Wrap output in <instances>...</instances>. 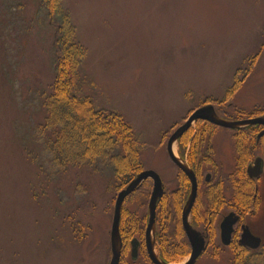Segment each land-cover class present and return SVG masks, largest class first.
Listing matches in <instances>:
<instances>
[{
  "label": "rangeland",
  "instance_id": "374dc122",
  "mask_svg": "<svg viewBox=\"0 0 264 264\" xmlns=\"http://www.w3.org/2000/svg\"><path fill=\"white\" fill-rule=\"evenodd\" d=\"M61 1V9L50 12L45 0H0V264L111 262L116 201L128 185L122 186L113 160L89 155L79 143L71 147L72 137L81 141L75 120L57 121L62 118L49 105L64 80L73 81L79 116L113 121L114 114L129 124L141 170L157 173L168 195L182 186L168 142L195 111L211 105L229 122L264 117V0ZM66 46L84 53L68 74ZM199 122L208 123H194L186 145L175 143V154L215 162L217 171L208 166L203 177L222 183L227 215L235 187L244 197L249 191L235 183L240 129L214 126L205 135ZM249 145L254 159L262 157L260 147ZM257 187V213L246 225L264 244V174ZM150 195L142 187L124 203L121 229L128 234L136 227L132 239L144 232ZM172 202L167 196L162 204L161 232L168 222L174 246ZM130 237L122 264H152L144 252L133 261ZM234 248L216 240L196 264H234Z\"/></svg>",
  "mask_w": 264,
  "mask_h": 264
},
{
  "label": "trees",
  "instance_id": "16d2710c",
  "mask_svg": "<svg viewBox=\"0 0 264 264\" xmlns=\"http://www.w3.org/2000/svg\"><path fill=\"white\" fill-rule=\"evenodd\" d=\"M45 2H46L45 5L47 7V10H49L50 12L52 11V8L56 12H58L59 9H61L60 7L61 2H62L61 0H45ZM75 47L72 48L73 50L72 49L69 50L67 46L64 48L65 54L69 58V62L68 60L67 62L63 60L64 61L63 64L66 65L65 67L66 70L70 68V72H75V67L78 66V64H80V60H82L83 55H84L80 47H76V48ZM73 52L74 54L71 56ZM70 58L73 60L71 61ZM68 63L70 67H68L69 66ZM66 70H63V72L64 71L66 72ZM66 74H68V70ZM67 77L70 78L69 75H64L65 79H68ZM72 83L73 81H69V84H67L66 80H64L63 86L59 87V85H57L56 87L57 91L52 96L51 102L49 103L50 107L55 110L57 116L62 118L61 120L58 118L57 121H64V119L66 120L70 119V121L74 123V120H75V123H74L75 130H76L75 132L78 137L80 134L81 141L77 142L72 137V140L74 142L72 141L70 143L71 147L77 148L76 143L77 144L79 143L81 145V146L79 145L80 148L84 147L85 151H87L88 154L90 153L89 155H91V153H94L92 155L103 156L106 159H108L110 162H112L113 160V163L116 166L117 176L119 177V179L122 178L123 180V184L121 180L122 186L129 185L139 174L143 172L141 170L142 160H141V153L137 145L138 141L135 135L133 134L132 129L130 128L129 124L123 118H121L120 115L112 114L113 118L111 119H113V121H106L103 118H101L100 120L99 118H96V117L94 119V117L92 116L90 117L89 115H86V113L81 114V116H79L77 112V108L79 107V104L81 102L78 101L75 98V96L73 97L70 95V93L72 92L70 90V88H72V85H71ZM89 108L91 111L92 108L91 107ZM198 124H199V128L201 126V129L205 131V135L207 133H211L214 128V126L208 123L199 122ZM89 125H91V128L89 127ZM259 127L260 126H255V127H249L246 129H240V130L235 131L236 148H237L238 157H239L238 158L239 168H238L237 173L235 174L237 178V181H235V183L236 184L241 183L243 187H248L249 194L247 192L248 195L246 194V196L244 197L243 193L241 195V192L239 191L238 187H235L234 198H233V202L235 203V205L233 208H235L237 211H239L243 215H246L247 213L251 211L252 204H253V198L256 194V187H257V182L250 179L247 174V166L249 165V163L253 161L254 156H255L254 155L255 153L252 154V151H251L252 149L249 144L251 143L257 147H260L261 154L264 156V136L260 139L259 142L257 140V137L259 134ZM73 133H74V129H72V134ZM189 133H187L184 136V138L180 140V142L183 141L184 145H186V143L188 142V140H185V139ZM201 135L203 136L202 133ZM118 145L122 146V150L120 151V153L115 156L113 155L114 157L110 156V154H112L116 149L118 150L117 148ZM191 162L194 163V159H192ZM181 184H182L181 191H179V193L173 194V197L176 199V201H179V202L182 201V199L185 197V194L188 192V189L186 186L187 180L185 178L182 179ZM143 187L146 192H148L149 190L151 191L152 189L150 182H147ZM208 194L210 195V200H211V205L213 207V210L215 212L219 210L222 211V208L224 206L223 202L225 201L222 190H218L216 187H211ZM258 200L259 199H257L256 201L257 208L259 204ZM198 204L200 205V207L196 208V211L194 214L196 221L198 220V218H201L199 212L201 211L202 206L200 203ZM215 216H216V213H215ZM215 216H214V220H215ZM166 222H167V219H166ZM167 223L164 225V227L162 226L163 231L161 232L160 230L157 246L159 249V255L161 259L165 263L171 264V263H174L179 258H185L189 256L191 253V248L179 223L177 224L178 228L176 229L172 237L173 241L171 242V244H174V246L168 243V240H170V235L167 233V230L169 229V225ZM120 230H121V236L124 242V247L122 250V258H123V255L125 254V250H126L125 245H126L127 239H129L130 237L129 233L131 232V230H136V227H134L131 230L129 227V230L127 232L128 234H124V231L121 229V225H120ZM141 232H143V229ZM130 238L132 239V236ZM213 241H214V232L211 231L210 232L211 244L213 243ZM234 255H235L234 264H264V244L260 250L254 251V252L250 251L249 249L243 248L241 246L235 247ZM121 264H122V261H121Z\"/></svg>",
  "mask_w": 264,
  "mask_h": 264
},
{
  "label": "water",
  "instance_id": "95a60500",
  "mask_svg": "<svg viewBox=\"0 0 264 264\" xmlns=\"http://www.w3.org/2000/svg\"><path fill=\"white\" fill-rule=\"evenodd\" d=\"M197 121H205L214 126L236 130V129H244L249 126H262L264 127V117H258L249 120H242L236 122H229L217 117L215 109L211 105H207L205 107L200 108L195 111L188 121L181 126L177 131L173 134L168 142V154L171 160L177 165L191 180L192 183V192L189 197L188 203L184 210L183 215V225L185 228V232L188 236L189 242L192 247V253L189 259L185 264H196L199 258L206 250V242L203 237L197 233L189 224L188 217L191 213V210L195 204L198 192L197 180L193 171L186 166L177 156L175 155L174 145L177 144L178 140L193 126ZM264 136V131H262L257 140L259 141ZM248 176L251 179L258 180L264 174V160L262 158H257L254 165H251L248 168ZM147 180L153 181V191L150 198L149 203V211H150V222L147 227V249L150 260L153 264H167L163 262L159 256L157 255L154 247V241L152 239V234L155 228V218H156V210L157 204L159 200L162 198L164 194V187L160 176L153 171H145L139 174L136 179H134L126 189H124L118 195L114 219L111 231V250H112V258L110 264H120L122 249H123V241L121 237L120 225L122 219L123 207L126 199L135 193L140 186ZM239 217L234 213L230 214L221 226L222 229V242L224 246H229L231 244V237L234 231V226L238 222ZM240 244L250 250H258L262 246V239L260 237L255 236L251 230L247 227L244 228V232L242 234V238ZM132 259L135 261L138 258V246L139 242L137 240H133L132 242Z\"/></svg>",
  "mask_w": 264,
  "mask_h": 264
},
{
  "label": "flooded vegetation",
  "instance_id": "af4514ba",
  "mask_svg": "<svg viewBox=\"0 0 264 264\" xmlns=\"http://www.w3.org/2000/svg\"><path fill=\"white\" fill-rule=\"evenodd\" d=\"M214 126V125H213ZM217 127V126H216ZM186 134H184L179 140H182V138H184V136H185ZM260 141V140H259ZM258 141V142H259ZM179 143V142H178ZM236 145V144H235ZM176 155V154H175ZM237 155H238V152H237ZM262 155V154H261ZM170 157V156H169ZM178 158V157H177ZM180 160L186 165V166H188L192 171H193V173L195 174V177H196V180H197V186H198V192H197V198H196V201H195V204H194V206H193V208H192V210H191V213H190V215H189V217H188V221H189V224H190V226L192 227V229L193 230H195L197 233H199L202 237H203V239L205 240V242H206V250H205V252L209 249V248H211V246H214V243H215V241L216 240H219V242H221V244H222V246H224L223 245V242H222V236H221V234H222V229H221V226H222V224H223V221L225 220V218H227L230 214H232V213H234L236 216H238L239 217V220H238V222L235 224V226H234V231H233V234H232V237H231V244H232V242H233V239H237V240H239V243H240V241H241V238H242V234H243V232H244V228H249L250 230H251V228H250V226H248V225H246V219H247V217H250V216H254L256 213H257V207H256V201H257V199L259 198L258 197V194H259V188L258 187H256V194H255V196H254V198H253V204H252V209H251V211L249 212V213H247L246 215H243L242 213H240L239 211H237L235 208H233V210L231 211V212H229L227 215H225V213L223 214V212L224 211H221V210H219V211H217V212H215L214 210H213V207H212V205H211V200H210V195L208 194V192H209V190L211 189V187H216L217 189H219L220 190V187H221V182H218L217 184H215V182H213V178L214 177H212V175H207L205 178L203 177L204 176V174H205V168L206 167H208V166H211L210 168L211 169H214L215 171H217V165L215 164V162H213V161H206V160H204V159H202V160H200V162L197 160V159H194V163H192L191 162V158L190 159H188V157L186 158V157H184V156H182L181 154H180ZM257 158H262L263 160H264V156L262 155V157H256L255 159H253V161L247 166V171H248V168L251 166V165H254L255 164V161H256V159ZM171 159V158H170ZM198 161V162H197ZM173 162V161H172ZM173 164H174V162H173ZM175 165V164H174ZM176 167H177V169H178V171L180 172L179 173V175H180V177H181V179H186L187 180V189H188V192H187V196L185 197V202H183V207H182V209H181V211H180V213L179 212H176V209H175V203H177V201H176V199L173 197V194H176V193H179V191H181V189L180 190H178V191H176V190H174V191H172L169 195L167 194V187H166V184L163 182V180H162V178H161V180H162V183H163V187H164V194H163V196H162V198L159 200V202H158V204H157V210H156V218H155V228H154V232H153V234H152V239H153V241H154V247H155V251H156V253L158 252V254H159V249H158V237H159V233H160V230H161V223H162V220H163V216H162V214H161V207H162V204H163V202H165L166 200H167V196H169L170 198H172V200H173V202H172V204H171V208H170V206L168 207V216H170V210H171V216H172V218L171 219H175V221H176V229L178 228L177 226V224L179 223V225H180V227H181V229L183 230V232H184V234H185V236H186V239L188 240V243H189V245H190V248H191V253H192V247H191V244H190V242H189V239H188V236H187V234H186V232H185V228H184V225H183V215H184V210H185V207H186V205H187V203H188V200H189V197H190V195H191V192H192V183H191V180L189 179V177L177 166V165H175ZM146 171H148V170H146ZM143 172H145V171H143ZM248 174V173H247ZM203 177V178H202ZM249 177V176H248ZM250 178V177H249ZM251 179V178H250ZM261 178H259L258 180H254V179H252V180H254V181H259ZM150 182L151 183V186H152V189H151V195H152V191H153V181L152 180H147V181H145L141 186H140V188L136 191V192H138V191H140L141 189H142V187L147 183V182ZM179 187V186H178ZM180 188H181V186H180ZM135 194V193H134ZM151 195H150V198H151ZM202 195H204V200L206 199V201H204V202H201V200H202V198H201V196ZM199 198L201 199L199 202H198V200H199ZM203 201V200H202ZM149 203H150V201H149ZM198 203H200L201 204V206H202V209H201V211L199 212L200 213V216H201V218H198V220L196 221L195 220V211H196V208L198 207H200V205L198 204ZM202 203H204V204H202ZM224 205H225V203H224ZM224 207V206H223ZM207 209L209 210V212H210V215H208V217H206L207 216V214H208V212H207ZM173 210H174V212L177 214V215H172V212H173ZM210 210H213L212 212L210 211ZM215 213H216V216H215ZM148 218L146 219L147 220V222H146V226H145V229H144V232H141V234H139V235H136V236H134L133 238H138V239H132V241H131V243H130V249H131V251H132V249H133V245H132V242H133V240H137L138 242H139V246H138V258H139V254L140 253H142V252H144L145 254H147L146 256H148L147 258H148V260L152 263V261L150 260V258H149V255H148V249H147V227H148V225H149V222H150V211H149V205H148ZM214 216H215V220H214ZM166 219V218H165ZM164 221V220H163ZM199 222L201 223L200 225H203L202 227V230L203 231H199L198 229V227L200 226L199 225ZM214 232V241H213V243L211 244V242H210V232ZM251 232H252V230H251ZM253 233V232H252ZM254 234V233H253ZM236 235H238V236H236ZM255 235V234H254ZM138 236V237H137ZM256 236V235H255ZM122 237V236H121ZM259 237V236H258ZM122 241H123V239H122ZM229 245V246H225V247H230V246H232V247H238L237 246V244H236V242L234 243V245L232 244V245ZM240 245V244H239ZM241 247H243L242 245H240ZM123 247H124V242H123ZM243 248H245V247H243ZM247 249V248H246ZM214 250H215V247H214ZM204 252V253H205ZM191 253H190V255H191ZM203 253V254H204ZM157 254V255H158ZM202 254V255H203ZM131 255H132V252H131ZM159 256V258L161 259V257H160V255H158ZM121 258H122V256H121ZM132 258V257H131ZM138 258H137V260H138ZM201 258V257H200ZM199 258V259H200ZM136 260V261H137ZM162 260V259H161ZM163 261V260H162ZM164 262V261H163ZM121 263V262H120ZM153 264V263H152ZM167 264H170V263H167Z\"/></svg>",
  "mask_w": 264,
  "mask_h": 264
}]
</instances>
